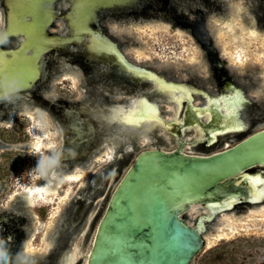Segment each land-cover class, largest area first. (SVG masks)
I'll return each mask as SVG.
<instances>
[{"label": "water", "instance_id": "95a60500", "mask_svg": "<svg viewBox=\"0 0 264 264\" xmlns=\"http://www.w3.org/2000/svg\"><path fill=\"white\" fill-rule=\"evenodd\" d=\"M227 3L0 0L6 61L25 46L0 72V264H264V198L252 194L264 185L242 179H264V104L202 9ZM21 18L31 44L8 32ZM236 90L246 126L226 131L230 102L218 113L210 101ZM144 99L159 119L119 122Z\"/></svg>", "mask_w": 264, "mask_h": 264}, {"label": "snow or ice", "instance_id": "6c2138e0", "mask_svg": "<svg viewBox=\"0 0 264 264\" xmlns=\"http://www.w3.org/2000/svg\"><path fill=\"white\" fill-rule=\"evenodd\" d=\"M8 32L12 35L13 38L17 39L18 41L20 40L21 37H24L25 39H28L29 44L32 43V37L30 35V30L25 26V22L23 21L22 18L18 20L15 27H13L11 23H9ZM0 39H2V38H0ZM98 43H102V42L98 41ZM3 45H5V44L0 43V46H3ZM24 50H25V46L23 44H21V48L18 49L16 52H14V53L8 52L7 53L8 59L6 61V53L4 50L0 49V72H2L5 69V67H7L10 71L13 68L17 67L20 63V60L25 59L24 57L19 56V54L22 53ZM17 57H19V58H17ZM130 70L135 71V69H130ZM147 78L152 79V80H157L161 84L160 91L168 90V91H172L173 93H175L176 91H187L183 87L168 85L163 80L159 79L158 77H156L152 74H148ZM30 79H31V76L28 75L26 72V75H25L26 82L29 81ZM185 99L190 100L191 97L186 96ZM225 101H229L230 104H229L228 115H227V117H224V119L229 120L231 122L229 125L225 126L226 131H241V130H243L246 125L240 119V110L242 109V106L245 103H247L244 100L243 93L240 92L239 90H236L232 96H223L222 95L219 99H212L210 101V103H211L212 107L215 108L216 111L219 113V112H223V108H221L220 106ZM176 102L182 103V101H180L179 99H177ZM191 111H194L197 116H202L205 114H208V115L212 114L211 110H209V109H191ZM147 119H159L158 109L156 108V106L149 104L147 99H144V100L140 101V106L138 109H129L127 115L120 116L119 122L123 123V124H127L129 126H133V125L139 126L140 124L143 123V121H145ZM160 122L163 123V121H160ZM177 123H181V121L177 120ZM166 126L170 127V125H166ZM211 135L215 136V135H217V133L212 132ZM37 151H39V148L37 149ZM252 163H253V161H249V164L245 165V166H251ZM41 164H43V160H41ZM154 169L157 170L156 166H155V161H154ZM67 179L75 181V180H78L80 178L77 176H68ZM242 179L259 181L260 184L264 185V179H262L260 175H257L255 177L244 176V177H242ZM253 187H255V185H253ZM252 194L255 196H258L259 198H264V191H262L260 193L253 192ZM226 203L231 204L232 199H227ZM176 206L177 207L179 206V202L177 203ZM208 207H213V206L208 205ZM29 251L32 252L34 250L29 248Z\"/></svg>", "mask_w": 264, "mask_h": 264}, {"label": "rangeland", "instance_id": "374dc122", "mask_svg": "<svg viewBox=\"0 0 264 264\" xmlns=\"http://www.w3.org/2000/svg\"><path fill=\"white\" fill-rule=\"evenodd\" d=\"M237 4L242 5L241 12H237ZM256 7V11L255 8ZM258 0H228V3L218 7H203L205 14L214 26L222 56L233 67V69L244 78L250 85H256L254 94L264 104V45L260 44L259 39L254 41L248 52V58L244 65L233 63L225 52L223 40L219 37L218 32L223 25V21H241L243 26L255 25L257 33L264 35V10H260ZM236 30L241 31V26L237 25ZM235 30V31H236ZM227 39V38H226ZM256 46V47H255ZM255 52L261 53L262 59L255 58ZM245 54V53H244ZM250 55V56H249Z\"/></svg>", "mask_w": 264, "mask_h": 264}, {"label": "bare ground", "instance_id": "6f19581e", "mask_svg": "<svg viewBox=\"0 0 264 264\" xmlns=\"http://www.w3.org/2000/svg\"><path fill=\"white\" fill-rule=\"evenodd\" d=\"M236 8L237 12L240 13L242 5L237 4ZM237 25L241 26L240 32L236 30ZM220 28L221 29L219 30L218 35L223 40V48L233 63L240 64L241 66L246 63L248 58L247 54L250 51L254 41L259 39L260 44L264 45V35L257 33V29L254 24L251 26H243L241 21L232 22L230 20H225V22L223 21V25ZM254 57L258 60L262 59L261 53L258 52H255Z\"/></svg>", "mask_w": 264, "mask_h": 264}, {"label": "flooded vegetation", "instance_id": "af4514ba", "mask_svg": "<svg viewBox=\"0 0 264 264\" xmlns=\"http://www.w3.org/2000/svg\"><path fill=\"white\" fill-rule=\"evenodd\" d=\"M5 14H6V12H5ZM4 25H3V28L2 29H0V30H4ZM10 40V39H9ZM9 42V41H8ZM204 42H206V40L204 41ZM10 44H12V43H10ZM216 52V51H215ZM230 77V76H229ZM44 90H45V88H43ZM44 90H43V92H44ZM18 109L20 110L21 109V107L19 106L18 107ZM19 110H17V111H19ZM12 117V116H11ZM11 117H9L8 119H11ZM175 130L176 131H178V134L179 133H181V129H180V127H178V125H176L175 127ZM174 130V131H175ZM181 142H183V141H180V142H178V144H177V147L176 148H178V146L180 145V143ZM176 148H174V149H176ZM189 153V152H188ZM190 154H192V153H190ZM20 207V206H19ZM8 215V214H7ZM10 218H12L13 220H12V222L14 223H16V220H15V217H12L11 215L9 216ZM6 218V217H5ZM4 218V220L5 221H8L9 219H7L8 218V216H7V220ZM8 223V222H7ZM69 224H70V222H68ZM14 227V226H13ZM74 227H76V226H74ZM18 230V229H17ZM65 232V233H64ZM63 233H61V236L60 237H58L59 239H57V241H58V246L56 247V249H55V251L57 250V249H60V255L58 256V259H59V257L62 255V253H63V251H64V249H65V251H68L67 249H68V247L70 246L71 248L73 247L72 245L73 244H71L69 241H70V239L73 237V235H74V233L72 232V228H69L68 230H65ZM10 237V234L8 235V237L7 238H9ZM12 237H13V235H12ZM10 240V239H9ZM12 240V239H11ZM62 241H65L66 243L67 242H69L68 244H66V243H64V245L63 244H61L62 243ZM23 245V244H22ZM21 245H20V243H15V247L16 248H18V247H20ZM14 260L16 261V259H15V257H14ZM56 261H57V259H56ZM53 262L55 263V260H53ZM52 264L51 263V260L50 261H48V260H46L44 263H42V264ZM53 263V264H54ZM25 264V263H24Z\"/></svg>", "mask_w": 264, "mask_h": 264}, {"label": "clouds", "instance_id": "9594fccd", "mask_svg": "<svg viewBox=\"0 0 264 264\" xmlns=\"http://www.w3.org/2000/svg\"><path fill=\"white\" fill-rule=\"evenodd\" d=\"M0 43H4V44L8 43L7 37L5 36L4 38L0 39ZM3 98H8L7 94H5V97ZM55 163H56L55 159H52L48 162V166L51 167ZM43 167L44 165L41 164V168ZM25 252L30 253L29 249H25ZM8 260H9V254L7 253V251L0 249V261H8ZM16 262L17 264H24V259L21 254L17 255Z\"/></svg>", "mask_w": 264, "mask_h": 264}]
</instances>
